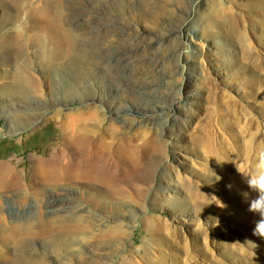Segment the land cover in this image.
<instances>
[{"label": "rangeland", "instance_id": "rangeland-1", "mask_svg": "<svg viewBox=\"0 0 264 264\" xmlns=\"http://www.w3.org/2000/svg\"><path fill=\"white\" fill-rule=\"evenodd\" d=\"M87 12L152 46L154 72L134 54L122 62L148 82L137 93L118 88L112 61L90 59L96 29L77 26ZM73 132L102 139L84 165L97 179L50 188L81 222L51 221L34 264H264L246 182L264 155V0H0V161L28 169L68 151L82 162L89 153L64 143ZM3 198L8 223L39 233L54 218L44 200ZM4 234L0 264H17Z\"/></svg>", "mask_w": 264, "mask_h": 264}, {"label": "bare ground", "instance_id": "bare-ground-1", "mask_svg": "<svg viewBox=\"0 0 264 264\" xmlns=\"http://www.w3.org/2000/svg\"><path fill=\"white\" fill-rule=\"evenodd\" d=\"M51 8H56V5ZM85 18L86 20H84L81 24H77V26L82 27L84 30L96 29V32L94 33V40L89 43L88 50L84 47V49L90 54V59H107V61H112L113 65L107 64V72L115 80L118 88L120 87L123 92H127L128 94L137 93L138 90L143 88L148 82L144 79L141 81L135 80L140 76V74L136 77L137 70L129 71L128 68H124L122 66V62H129V56L134 54L138 60L141 58L139 63L143 62L140 69L148 71L150 68L155 67V69L151 71L154 72L157 69V66L153 51L150 53L152 46L150 44V46L144 45L140 42V39L132 33L130 27L123 28L119 26L118 23H96L95 16L90 13L88 14V12L84 15V19ZM177 32H179L178 28H172L169 30L166 38L168 47L166 45L167 48L163 50L164 53H167L171 43L172 57L177 55L179 52V45H176ZM62 45L57 44L56 48L59 50V47H62ZM162 45L163 43H160L159 47L164 48L165 44L163 46ZM154 52H157V50ZM86 132H73L69 136L63 138L65 140L64 143H69L72 148H75L80 152L85 151L89 153L85 158H82V162L77 160L74 161L68 151H61V156L66 157V161L63 163H61L63 160H61L60 156L55 158L52 157L50 159H37L31 167H28V169L23 168V165L20 169H17L20 163L17 168H15L9 166V164L5 161H0V228L7 230V234L1 236V243L3 245L10 246L15 257V263L34 264V261L29 259L31 252L35 247L33 245V240L37 236L44 237L56 234L49 228L51 221L63 223L65 222L64 218H71L70 220L74 221V223L81 222L80 216L77 212L68 216L64 214L65 210L71 208L66 204V194L62 193L61 195H58L57 191L52 192L50 188H65L69 183L78 182L76 180L79 179H86L89 181L97 179V172L95 168L91 169L89 168L90 166L88 167L89 169L87 167L84 168V165L88 166V164H90L94 166L97 164L100 158L98 157L99 153H97V151L103 146V141L101 138L89 136V132ZM73 162L75 164L71 165ZM43 188H47L51 192L46 193L43 191ZM62 191L64 192L66 190ZM4 196L15 200L19 207H23V205L28 203L30 200L36 204L44 200L45 205L47 206L48 214L54 218H46L43 221H40L41 232L39 233L32 231V224H30L28 220L11 218V223H8L4 215ZM62 210L63 212H61ZM17 217L20 216L18 215ZM73 226L74 224H68L67 226L61 225V231L59 233H67ZM74 229H79V226H75ZM59 233L57 234L62 237ZM48 247L49 246L41 245L42 249ZM127 258L128 257L122 259L121 264H132V262H129Z\"/></svg>", "mask_w": 264, "mask_h": 264}, {"label": "clouds", "instance_id": "clouds-1", "mask_svg": "<svg viewBox=\"0 0 264 264\" xmlns=\"http://www.w3.org/2000/svg\"><path fill=\"white\" fill-rule=\"evenodd\" d=\"M257 167L259 169L258 173L246 178L248 188L257 193L255 198L249 200L248 210L260 215L261 219L256 223L254 235L264 238V155L261 156ZM243 195L247 199L249 193L245 192Z\"/></svg>", "mask_w": 264, "mask_h": 264}]
</instances>
